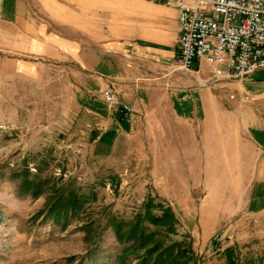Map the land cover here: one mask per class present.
I'll use <instances>...</instances> for the list:
<instances>
[{"label": "rangeland", "instance_id": "rangeland-1", "mask_svg": "<svg viewBox=\"0 0 264 264\" xmlns=\"http://www.w3.org/2000/svg\"><path fill=\"white\" fill-rule=\"evenodd\" d=\"M209 71L210 67L201 63L198 76L206 77ZM147 73L151 76V89H177V93L164 95L177 116H186L185 111L199 103L197 99L204 82H196L189 72L176 69L173 62L164 69L153 67ZM61 76V73L56 75L52 90L54 110L41 98L45 96H40L33 104H24L15 116L14 103H6L0 94V127H3L0 128V264H120L117 258L122 245L115 241L111 229L105 225L106 220L111 216L130 219L140 211L148 196L155 203L159 197L168 205L178 220V235L188 234L191 238L193 264H229L226 254L229 248L231 264H264V213L255 214L245 206L234 205L248 198L246 189L236 190L227 199L231 212L227 213L224 206L214 207L217 189L224 187L231 175L223 172L219 165L221 158L214 160L215 166L209 165L203 141L198 152L191 153L190 135H195L165 122L162 133H155L157 147L154 148L153 143L143 140L141 125L130 133L140 135L136 141L130 138L137 148L131 150L135 154L129 161L133 162L124 164L117 173L112 158L114 142L108 145L111 149L99 155L101 150H96L90 128L85 126H91L94 135L95 120L80 116L78 103L74 102L75 96L81 95L86 100L100 99L101 90L94 95V80L89 77L82 86L78 79ZM174 81L176 84L172 85ZM68 84L73 105L65 110L61 101ZM210 90L215 91L216 87L211 86ZM182 96L188 103L181 102ZM102 100L100 104L108 107ZM4 106L11 107V111ZM3 122L8 125L2 126ZM152 129L158 131L157 126ZM193 145L196 150V143ZM119 147L118 155H124L125 143ZM184 158L191 169H185ZM24 166L30 176L58 180L87 195L81 213L70 219L65 228L53 224L43 213L38 215L44 205V195L33 199L20 194L18 183L11 177ZM188 185L191 190L186 192ZM254 192L252 189L253 195ZM185 193L190 194L189 204L185 202ZM89 225L90 233L86 236L82 228Z\"/></svg>", "mask_w": 264, "mask_h": 264}, {"label": "crops", "instance_id": "crops-1", "mask_svg": "<svg viewBox=\"0 0 264 264\" xmlns=\"http://www.w3.org/2000/svg\"><path fill=\"white\" fill-rule=\"evenodd\" d=\"M177 37L176 11L152 1L0 0V94L6 103H14L15 116L24 104H33L40 96H45L41 98L54 110L56 75L78 79L82 86L89 77L94 80V95L110 87L117 100L132 111L130 118L122 121L111 107L100 104L102 98L86 100L85 96H75L78 114L95 120L94 135L93 128L85 126L90 128L96 150H101L99 155L111 149L108 145L114 142L115 172L120 173L135 154L131 152L135 142L130 138L136 141L140 135H130L133 129L142 125L143 140L156 148L155 133H162L165 122L174 123L177 129L182 127L195 135L188 134L191 153H197L203 141L209 165L215 166L214 160L221 158L223 172L231 175L230 181L217 189L214 207L224 206L227 213L231 212L227 199L236 190L246 189L248 198L234 205L263 214L264 67L240 81L218 78L213 85L215 91L200 88L203 91L197 99L199 103L192 105L190 112L185 111L186 116H177L164 96L177 93V89H151L147 73L153 67L164 69L174 61ZM201 63L204 62L196 63L189 72L199 83L212 77L211 67L208 76H198ZM69 90L68 84L61 101L65 110L73 105ZM184 100L181 102L188 103ZM5 124L8 125L1 123ZM182 139L184 135L179 140ZM185 140L188 143L186 137ZM122 143L125 154L118 155ZM184 167L192 168L187 159ZM190 190L188 185L186 192ZM184 195L189 204L190 194Z\"/></svg>", "mask_w": 264, "mask_h": 264}, {"label": "built area", "instance_id": "built-area-1", "mask_svg": "<svg viewBox=\"0 0 264 264\" xmlns=\"http://www.w3.org/2000/svg\"><path fill=\"white\" fill-rule=\"evenodd\" d=\"M147 1L176 11L178 37L173 64L185 72L200 61L211 67L212 77L203 83L204 88H211L218 78L240 81L264 67V0ZM101 97L120 120L127 121L132 115L109 88Z\"/></svg>", "mask_w": 264, "mask_h": 264}, {"label": "trees", "instance_id": "trees-1", "mask_svg": "<svg viewBox=\"0 0 264 264\" xmlns=\"http://www.w3.org/2000/svg\"><path fill=\"white\" fill-rule=\"evenodd\" d=\"M11 179L18 183L23 196L33 199L44 195L43 208L38 215L44 214L53 224L65 228L70 219L76 218L87 203V195L78 192L70 184H61L58 180L38 179L30 176L24 166L13 172ZM147 197L140 211L128 220L108 217L106 226L114 234L115 241L122 245L118 261L132 264H193L195 255L188 234L178 235V220L170 207L159 199ZM90 225L83 229L90 233ZM87 240V237H86ZM228 263L231 264V248L226 249Z\"/></svg>", "mask_w": 264, "mask_h": 264}]
</instances>
